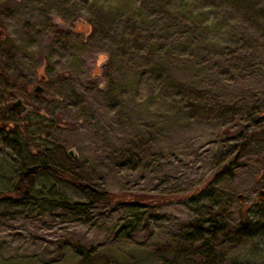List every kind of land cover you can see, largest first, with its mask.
<instances>
[{
	"label": "rangeland",
	"instance_id": "obj_1",
	"mask_svg": "<svg viewBox=\"0 0 264 264\" xmlns=\"http://www.w3.org/2000/svg\"><path fill=\"white\" fill-rule=\"evenodd\" d=\"M0 24V87L43 85L29 132L0 131V190L49 162L122 199L186 195L85 211L42 175L0 202V264H80L77 244L96 264H264V138L250 136L264 129V0H0Z\"/></svg>",
	"mask_w": 264,
	"mask_h": 264
},
{
	"label": "trees",
	"instance_id": "obj_2",
	"mask_svg": "<svg viewBox=\"0 0 264 264\" xmlns=\"http://www.w3.org/2000/svg\"><path fill=\"white\" fill-rule=\"evenodd\" d=\"M11 134H19V131H13ZM250 136H257L258 138H264V129L257 130L253 133H251ZM247 142V141H245ZM246 144V143H245ZM241 150V149H240ZM264 160V155H263ZM227 165L224 164L221 167H219V171L223 169V167ZM217 172V171H216ZM216 174V173H215ZM214 174V175H215ZM44 175L53 176L56 178H59L62 181H67L71 183L73 186H75L83 195L85 196L86 200H75V201H66L64 199H56V203L62 205V207L67 208H79L83 210H87L89 201L91 202H105L102 204H108L107 202L116 203L117 205L123 206V207H129L133 209H142L146 208L148 206H152L157 203L165 202L168 199H170L172 196L175 198H182L186 195H165V194H159L155 197L149 196V195H128L127 197H124V199L119 198V194L111 192V191H104L97 189L96 187L92 186L91 184H88L84 182L78 175L65 170L58 165H55L53 163L49 162H41L36 163L33 165H29L25 167L17 180V182L14 184L12 189L8 190H0V202H12L15 204H19L23 202L24 199L31 197L32 190L35 186V181L38 177ZM212 180V179H211ZM205 186L198 187L193 191V193H190L188 198H193L195 195L200 194ZM207 225L205 226L207 234L210 236L215 235V233L222 229V222L220 219H218L215 215L209 216L207 218ZM198 226V220L195 221V224L193 225L192 229L197 233L199 240V243H197V247H201L204 244L207 243V236L203 235L204 233L202 230L200 231ZM76 249L79 253L82 254V257L80 258V264H96L98 262V255H94L90 252L88 247H85L81 244L75 245Z\"/></svg>",
	"mask_w": 264,
	"mask_h": 264
},
{
	"label": "flooded vegetation",
	"instance_id": "obj_3",
	"mask_svg": "<svg viewBox=\"0 0 264 264\" xmlns=\"http://www.w3.org/2000/svg\"><path fill=\"white\" fill-rule=\"evenodd\" d=\"M9 43V39L7 37V32L6 29L0 24V44H3V47L0 49V60L3 58V55L7 51V45ZM2 72V63L0 62V73ZM29 76L25 77V80H18L16 84V88L8 86L7 88L3 89L4 87H0V99H2V104L5 107L7 111H10L14 118H7V119H2V112L3 108H0V131H7V133L13 132V131H19L21 129L26 130L29 132L28 128L25 127V114L28 112V110L31 108V102L34 101L35 95L37 93H40L43 91V89L40 92H35L33 89L35 87V84L39 82H34V83H29ZM40 79V78H39ZM41 80V79H40ZM43 80V79H42ZM41 84V83H40ZM42 85V84H41ZM43 86V85H42ZM3 91H6L7 97L2 98ZM2 93V94H1ZM16 98H21L23 103L27 105L26 112L19 115L17 114V109H20L22 106H15L13 104V101ZM27 100V102H26ZM19 122L22 123V125L19 124Z\"/></svg>",
	"mask_w": 264,
	"mask_h": 264
},
{
	"label": "water",
	"instance_id": "obj_4",
	"mask_svg": "<svg viewBox=\"0 0 264 264\" xmlns=\"http://www.w3.org/2000/svg\"><path fill=\"white\" fill-rule=\"evenodd\" d=\"M99 56V55H98ZM39 78L42 80V79H45V75L43 73H39ZM43 89V86L40 84V83H37L35 84V87H34V91L35 92H40L41 90ZM13 104L15 106H19L21 105L22 107L20 109H17V114L21 115L23 113L26 112V109H27V105L23 103L22 99L21 98H16L14 101H13ZM67 155L69 156H73L74 158H77L78 157V154L77 152L75 151V149L72 147V148H69L67 149ZM261 193L264 194V191H261Z\"/></svg>",
	"mask_w": 264,
	"mask_h": 264
}]
</instances>
